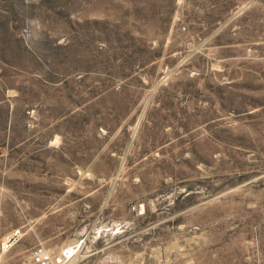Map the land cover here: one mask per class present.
<instances>
[{"label":"rangeland","instance_id":"374dc122","mask_svg":"<svg viewBox=\"0 0 264 264\" xmlns=\"http://www.w3.org/2000/svg\"><path fill=\"white\" fill-rule=\"evenodd\" d=\"M73 243L264 264V0H0V264Z\"/></svg>","mask_w":264,"mask_h":264},{"label":"built area","instance_id":"2783aa9c","mask_svg":"<svg viewBox=\"0 0 264 264\" xmlns=\"http://www.w3.org/2000/svg\"><path fill=\"white\" fill-rule=\"evenodd\" d=\"M20 231L8 236L2 247H11L19 238ZM81 244H70L57 252L47 249L44 245H37L31 251L29 258L23 264H70L78 255Z\"/></svg>","mask_w":264,"mask_h":264},{"label":"bare ground","instance_id":"6f19581e","mask_svg":"<svg viewBox=\"0 0 264 264\" xmlns=\"http://www.w3.org/2000/svg\"><path fill=\"white\" fill-rule=\"evenodd\" d=\"M81 243V242H80ZM82 245V244H81Z\"/></svg>","mask_w":264,"mask_h":264}]
</instances>
